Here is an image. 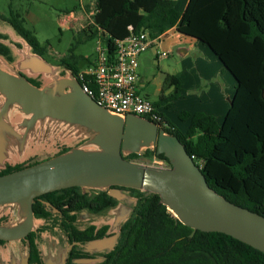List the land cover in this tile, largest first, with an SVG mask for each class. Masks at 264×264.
Instances as JSON below:
<instances>
[{
    "label": "trees",
    "instance_id": "obj_1",
    "mask_svg": "<svg viewBox=\"0 0 264 264\" xmlns=\"http://www.w3.org/2000/svg\"><path fill=\"white\" fill-rule=\"evenodd\" d=\"M95 6L94 23L79 33H83L86 40L101 38L110 52L115 49L117 40L131 33L130 26L134 32L147 31L152 39L177 27L208 43L232 71L237 79L236 92L223 122L203 111H184L180 117L190 119V125L182 132L159 111L162 106L171 108L173 101L181 96L183 88L174 75L165 77L162 95L153 104L165 122L166 131L181 140L198 165L202 163L201 170L209 185L231 202L264 215V129L259 130L262 122L258 121L264 110V0H191L184 13L177 8L175 0H96ZM0 18L31 45L34 53L46 58L48 47L42 45L35 31L26 25L22 13L11 10L10 16L1 14ZM0 38L8 37L0 33ZM0 54L11 62L15 60L11 47L2 41ZM91 61L77 53V46L73 45L58 64L77 74ZM29 80L41 85L34 77ZM172 85L174 92L164 95ZM144 116L150 119L149 115ZM143 157H157L170 164L164 154H157L156 148L125 156L134 161ZM37 162L7 164L0 175ZM122 189L136 192L135 215L123 224L119 243L103 264H264V252L225 233L197 230L191 237L193 229L161 202L159 194ZM42 198L60 207L67 200L73 209L87 207L96 212L107 210L117 201L105 190L89 195L81 187H70L36 198L33 204L36 218L47 216L51 211ZM62 226L70 238L83 243L104 235L106 230L105 226L94 234L95 225L86 231L72 223H62ZM35 237L32 232L26 239L31 261L40 260ZM73 253L79 254L75 250Z\"/></svg>",
    "mask_w": 264,
    "mask_h": 264
},
{
    "label": "water",
    "instance_id": "obj_2",
    "mask_svg": "<svg viewBox=\"0 0 264 264\" xmlns=\"http://www.w3.org/2000/svg\"><path fill=\"white\" fill-rule=\"evenodd\" d=\"M1 41L11 47L14 55L13 42ZM19 42L23 46H19L22 56L18 60L15 58L11 62L0 54L3 63L0 65V168L5 167L9 159L24 156L38 125L41 130L44 127L64 129L87 140L84 144L68 147L65 152L0 175V207L16 210L18 217L16 222L0 224V240L11 244L6 249L10 255L9 264H29V245L24 254L19 243L37 229L36 220L43 225L50 222L35 217L33 204L36 197L73 186L84 191L107 190L110 196L122 201L128 195L121 187L157 193L161 202L193 229L191 237L197 230L221 232L264 252V215L231 202L213 189L176 135L142 115L129 113L123 116L104 108L82 90L70 69L34 53L24 38L21 37ZM62 71L66 73L62 75ZM33 75L48 77V82L37 86L29 80ZM13 109L24 115L21 122H15L17 127L11 119L16 115L11 113ZM147 148H156L157 154H164L170 167L125 158L130 153L142 154ZM45 203L48 208L52 207L49 202ZM121 204L116 220L105 221H113L114 235L76 244L87 251L113 247L127 215ZM60 230L64 237L65 231ZM53 239L46 243L50 248L47 253L38 239L46 264H67L73 245L66 238L63 249L60 248L61 239ZM77 261L88 263L90 259Z\"/></svg>",
    "mask_w": 264,
    "mask_h": 264
},
{
    "label": "rangeland",
    "instance_id": "obj_3",
    "mask_svg": "<svg viewBox=\"0 0 264 264\" xmlns=\"http://www.w3.org/2000/svg\"><path fill=\"white\" fill-rule=\"evenodd\" d=\"M93 4V0H0V16L1 14L5 16H10L11 10L18 11L24 15L25 23L29 28H32L38 40L42 45H46L48 47V55L46 56L47 59L50 60L53 64H58L59 59L69 52V49L73 46H77V52L84 53L86 59H92L94 57V50L96 46V39H85L83 33V29L87 27V22L84 21V17H81L83 14L80 11H76V16H79L78 19H72L71 23L69 24L70 27H64L60 19L64 12L75 10L81 5V2ZM83 26H85L83 28ZM9 36V35H7ZM7 40H11L9 37ZM80 40V43H78ZM14 44V55L16 60H18L22 55L19 50V46L15 44H20L22 47L23 44L19 41H11ZM167 53V52H166ZM218 58V57H217ZM87 61V60H85ZM14 64V63H13ZM0 65L3 66L2 61L0 60ZM149 74L150 73H157L156 78L154 79L151 76V82L148 84L144 91L148 93L149 99L152 101L158 100L161 96L160 91L158 90L159 86L162 85L165 81V77L161 75L158 71L157 64H150L148 66ZM226 70V69H225ZM228 72V71H227ZM66 73L62 71V75ZM229 73V72H228ZM32 77L39 80L42 84L48 82V77L43 75H33ZM232 77V83L228 84L229 89L231 88L232 96L235 91V79ZM231 85V86H230ZM232 100H229L231 104ZM17 109H13L11 113L18 114ZM24 115L18 114L14 119L15 122L19 123L22 121ZM259 122V130L264 129V110L262 111V115ZM13 123L14 126L17 123ZM53 125V124H52ZM50 126V125H49ZM17 127V126H16ZM40 125L36 127V130L32 133V136L29 139L27 145V151L25 152L24 156L17 159H9L6 161V164H19L23 163L25 165L32 163L34 161L42 160L48 157H52L55 154L62 151L64 147H72L84 144L86 142V138L76 137L72 132L70 133L64 129H54L50 127H44L42 130L40 129ZM140 160L146 161L149 165H153V160L148 158H139ZM139 159L135 161H140ZM262 164L258 165L256 171ZM2 169V168H0ZM99 190H94V192H98ZM103 217L102 214L98 215H91L90 220L80 221V226H84L87 223H95L97 225L103 224L106 220H101ZM0 219L2 223H9V222H16L18 217L16 215V210H4L0 207ZM112 222V221H111ZM41 221L36 220V226H41ZM52 233V235H51ZM64 235L63 231L60 230V227L55 226L54 223L50 226V230L48 232H43L42 236L39 238L41 241V247L46 251L50 252V248L46 246V243H51L53 241V237H57L61 239L60 248L63 246L65 247L66 242V235ZM20 248L22 249L21 253L27 252V245L24 241L19 243ZM11 246L10 243H6L1 246L5 251V261L9 262V254L7 253L6 249ZM14 246V245H13ZM63 247V249H64ZM16 252H18V247L15 248ZM21 253L18 254L20 257ZM3 257L0 251V258Z\"/></svg>",
    "mask_w": 264,
    "mask_h": 264
},
{
    "label": "crops",
    "instance_id": "obj_4",
    "mask_svg": "<svg viewBox=\"0 0 264 264\" xmlns=\"http://www.w3.org/2000/svg\"><path fill=\"white\" fill-rule=\"evenodd\" d=\"M95 1L93 0L92 5L95 4ZM175 1L177 8L184 13L191 0ZM92 5L82 1L78 8L71 11H81L83 8L89 10ZM65 13L67 12L63 14ZM0 32L9 35L11 39L9 41H20L21 39L13 28L2 19H0ZM150 61L152 64H157L161 75L164 77L168 74L174 75L181 82L183 88L181 96L173 101L171 108L162 106L159 111L163 112L182 132H186L190 125V119L183 120L180 117L184 111L189 113L203 111L215 115L220 122H223L231 107L229 100L235 96L237 79L208 43L192 34L179 31L177 27H173L160 37L153 39L151 46L141 54L139 65L140 92L148 99V93L144 91V88L150 84L151 76L154 79L157 76V73H148ZM231 75L235 79L233 96L231 88L228 87V84L232 83ZM158 90L162 95V85ZM174 90L175 86L172 85L163 94L170 95ZM139 162L147 164L143 159ZM1 246L0 244L3 257L0 259L6 260L4 258L5 251Z\"/></svg>",
    "mask_w": 264,
    "mask_h": 264
},
{
    "label": "built area",
    "instance_id": "obj_5",
    "mask_svg": "<svg viewBox=\"0 0 264 264\" xmlns=\"http://www.w3.org/2000/svg\"><path fill=\"white\" fill-rule=\"evenodd\" d=\"M96 11L95 4L89 10L83 8L80 11L83 14L81 17L88 23L83 28L94 23ZM75 12L62 15L60 22L64 27H70L72 19H78ZM129 29L131 33L117 40L112 52L98 37L91 63L80 68L75 77L82 90L104 108L123 116L129 113L149 115L151 120L164 127L159 111L150 99L141 94L139 87L140 56L151 46L153 39L147 31L134 32L133 26ZM192 157L195 160V156ZM153 165L170 167L169 163L157 157H154ZM199 166L202 168L201 162Z\"/></svg>",
    "mask_w": 264,
    "mask_h": 264
},
{
    "label": "flooded vegetation",
    "instance_id": "obj_6",
    "mask_svg": "<svg viewBox=\"0 0 264 264\" xmlns=\"http://www.w3.org/2000/svg\"><path fill=\"white\" fill-rule=\"evenodd\" d=\"M7 37H9V36H7ZM17 45L20 46V44H18V43H17ZM143 117H146V116H143ZM65 149H68V147H64L62 149V151L65 150ZM21 164H23V163H21ZM5 167H2V169H4ZM73 187H79V186H73ZM121 188H123V187H121ZM65 189H67V188H65ZM60 190H63V189H60ZM60 190H55V191H60ZM94 190L95 189L90 190V191H84V189H83V192H85V193H87L89 195H96V194L99 193V191L98 192H94ZM123 190L126 191V193L128 195V198L122 201V200H118V199L113 197L114 199L117 200L115 205L110 207V208H108L107 210H105L103 212H96V211H93L92 209L87 208V207L82 208V209L81 208L73 209V208L70 207V206H72L71 202L67 201V200L63 201L62 204H61V207H60V206H57V205L51 203L50 201L46 200V198H42V201L44 202L45 206H47V204L45 202H49L52 207L50 209L51 211L49 212V214L47 216L44 215V217H40V218H42L44 220H49L50 222L47 223V224H44V225L42 224L41 226L37 227L36 230L31 231L23 239V241L26 243V245H28L26 239L28 238V236L32 232H35V235H36L35 239L38 242V239L42 236L43 232L44 231L48 232V230H50V226L52 225V223H54L55 226L60 227V229H62V230H64L63 226H62V223L63 224L72 223V225H75V226L77 225L80 229L85 230V231L88 230L91 225H95L96 228L94 230V234L100 233L103 230V227L106 226V230L104 231V235L96 237L94 239H100V238H104V237H108V236L114 235L116 233V230L114 229L113 221L112 222L111 221L110 222H105L104 221L103 224H100V225H97L95 223H87L84 226H80V221L90 220L91 215H98V214H102L103 215L101 220H116V217L119 214L118 210L122 207L121 203H123L125 209L127 210V215L124 218L125 221L123 222V224L126 221L131 220L133 218V216L135 215V208H136L138 196H137L136 192H134V191H132L130 189H123ZM55 191H51V192H55ZM105 191H107V190H105ZM48 193H50V192H48ZM45 194H47V193H45ZM45 194H42V195H45ZM42 195H40V196H42ZM40 196H38V197H40ZM38 197H36V198H38ZM133 198L135 200H132ZM97 205H100V204L97 203ZM46 208H48V206ZM1 220H3V219H0V224H2ZM71 220H74V221H71ZM123 224L120 227V234H119V236L117 238L116 244L113 247H111V248H106V249H103L101 251H87V250H85V248L83 246H80V245L76 244V242H81V241L76 240L75 238H70L67 235V233H66L67 242L69 244L73 245L72 249L69 251V254H68V257H67V264H103L106 261L108 255L111 252L115 251V249H116V247H117V245L119 243V239H120V236H121V229H122ZM81 238H84V237H81ZM94 239H92V240H94ZM2 241H4V242H0L1 245H4V244L8 243V241H5V240H2ZM81 243H83V242H81ZM85 243H83V244H85ZM74 250L77 253H79V254H74L73 253ZM45 258L46 257L44 256V252L42 250H40V260L39 261H31V254H30V256H29V264H46ZM78 259H90V261L88 263H81V262L77 261ZM9 263H10V261L6 262L5 260L0 259V264H9Z\"/></svg>",
    "mask_w": 264,
    "mask_h": 264
},
{
    "label": "bare ground",
    "instance_id": "obj_7",
    "mask_svg": "<svg viewBox=\"0 0 264 264\" xmlns=\"http://www.w3.org/2000/svg\"><path fill=\"white\" fill-rule=\"evenodd\" d=\"M16 116H17V115H14V116L11 117L12 122H15V121H16V119H14Z\"/></svg>",
    "mask_w": 264,
    "mask_h": 264
}]
</instances>
